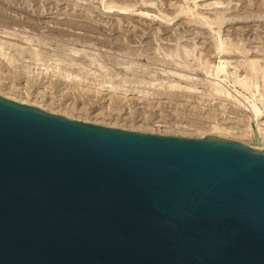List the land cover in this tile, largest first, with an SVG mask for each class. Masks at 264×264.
<instances>
[{
  "label": "water",
  "instance_id": "obj_1",
  "mask_svg": "<svg viewBox=\"0 0 264 264\" xmlns=\"http://www.w3.org/2000/svg\"><path fill=\"white\" fill-rule=\"evenodd\" d=\"M256 120L252 148L99 126L0 95V264H264Z\"/></svg>",
  "mask_w": 264,
  "mask_h": 264
},
{
  "label": "rangeland",
  "instance_id": "obj_2",
  "mask_svg": "<svg viewBox=\"0 0 264 264\" xmlns=\"http://www.w3.org/2000/svg\"><path fill=\"white\" fill-rule=\"evenodd\" d=\"M0 45L10 56L0 61L1 96L73 120L165 136L199 138L219 123L231 127L222 132L226 139L256 146L234 134L250 121L249 110L217 93L206 74L224 64L229 74L258 83L254 95L264 94V0H0ZM36 63L134 92L76 86L37 73ZM229 77L221 84L233 94Z\"/></svg>",
  "mask_w": 264,
  "mask_h": 264
},
{
  "label": "bare ground",
  "instance_id": "obj_3",
  "mask_svg": "<svg viewBox=\"0 0 264 264\" xmlns=\"http://www.w3.org/2000/svg\"><path fill=\"white\" fill-rule=\"evenodd\" d=\"M215 3H213V4H215ZM110 7H113V5L110 4V5L107 6V8H110ZM223 41L219 40V44L216 43V44H218V49H220L221 52L225 50V48L223 47ZM225 42H226V40H225ZM4 59H8V60L10 59L9 52L7 50H5V48L3 46L0 45V61H2ZM56 64H58V63H56ZM57 67H58L57 65L56 66H53V65L50 66V65H45L43 63H36L35 68H36L37 71L36 70L35 71L37 73H41L43 75L45 74V76L46 75L51 76V77L52 76H57L59 79H62L63 81H65L67 83H73L75 85L76 84L78 85V84L87 83V85L88 84H89V86L92 85L97 90H100V89L101 90H107L111 94L112 93H116V94L119 93L118 95H120V94L121 95H125V94H130L131 92H134L133 90H130L129 87L113 85V84H110V82H104V81L102 82V81H99V80H93V81L86 80L87 78L85 79L82 76H79L78 74H71L70 72H67L66 70H63V69H59ZM255 68H256L255 61H254V59H251V70L254 71ZM214 71H215L214 73H212V74L211 73H207L206 75H208L209 77L211 76V78L214 77V80L217 81V83H216L217 86L215 88L216 92L217 93H225L226 96L230 98L229 100H231V98L235 99L239 103V105H242L246 110H249V112L251 113V116H249V118H250L249 120L250 121H248V124L245 126V128L244 129H239V130H234V134H238V136H240V137L253 138V136H252V122L258 118L253 123V128H254V132H255L256 138L260 142V144H259L260 148L264 149V121H263V118H264V94L261 93L258 96H256L253 93V88L254 89H260V86L258 85V83L256 81L252 80L251 82H248L246 80L245 76L243 78H241L240 76H238V74L236 75L235 73H232V72H231V74H229L228 71H227V67L224 64L216 66ZM234 71H235V69H234ZM221 75H224V77H222L223 79H220ZM230 75H231V78H232L231 79L232 85H233V87L235 89V90L233 89L234 90L233 94L230 92L231 90L225 89L223 87V85H222L223 84L222 81H225L226 78L230 79V77H229ZM105 81H107V80H105ZM221 82H222V84H221ZM236 87H239V89L247 92V95L246 94H242L240 90L236 89ZM136 91H137V89H136ZM138 92H141V91H137V93ZM144 93L147 94L148 92L147 93L144 92ZM140 94H142V93H140ZM3 96L5 98L9 99V100H12L14 102H18L20 104H27L26 101H18L16 98L14 99V98L10 97L9 95H3ZM120 97H122V96H120ZM123 98H124V96H123ZM28 104L31 105V106H35V107L40 108V106L38 104H35V103H28ZM221 105H222V103H221ZM218 124L219 123H217V124L215 123L212 126L211 131L208 132V133H205L203 136H205V135H214V136H218V137H221V138H225L226 136L222 135V132L224 134L232 132L230 126H229L230 128L226 127V126L225 127H223V126L221 127V125L219 126ZM199 138H202V135H200ZM252 148H257V146L252 147Z\"/></svg>",
  "mask_w": 264,
  "mask_h": 264
}]
</instances>
